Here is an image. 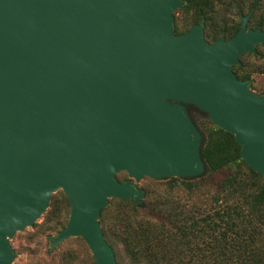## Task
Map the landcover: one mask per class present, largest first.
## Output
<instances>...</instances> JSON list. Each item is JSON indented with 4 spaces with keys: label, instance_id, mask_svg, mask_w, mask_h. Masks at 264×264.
<instances>
[{
    "label": "water",
    "instance_id": "95a60500",
    "mask_svg": "<svg viewBox=\"0 0 264 264\" xmlns=\"http://www.w3.org/2000/svg\"><path fill=\"white\" fill-rule=\"evenodd\" d=\"M182 0H0V264L62 190L71 237L94 264H117L100 224L110 199L141 206L130 178L192 179L208 166L194 106L235 136L264 177V95L234 67L264 44L262 28L213 43L205 23L175 32Z\"/></svg>",
    "mask_w": 264,
    "mask_h": 264
},
{
    "label": "trees",
    "instance_id": "16d2710c",
    "mask_svg": "<svg viewBox=\"0 0 264 264\" xmlns=\"http://www.w3.org/2000/svg\"><path fill=\"white\" fill-rule=\"evenodd\" d=\"M201 1L186 0L184 8L189 11ZM238 10L245 13L242 6ZM257 27L264 30V23ZM208 30L205 28V33ZM239 30V25L232 33L223 28L231 36ZM260 47L253 56L262 57L264 44ZM244 70L243 62L234 68L239 79L249 81V73L241 74ZM203 157L208 166L205 176L194 182L173 178L168 185L174 189L178 182L184 190L194 192L205 184L207 176L229 169L231 173L217 184L213 206L210 204L204 216L198 218L197 212L171 205L159 196H151L145 210L131 199L118 200L124 211L115 216V227H119V239L129 252L130 264H264V177L242 159L235 136L216 125L208 130ZM252 255L259 260L253 262Z\"/></svg>",
    "mask_w": 264,
    "mask_h": 264
},
{
    "label": "rangeland",
    "instance_id": "374dc122",
    "mask_svg": "<svg viewBox=\"0 0 264 264\" xmlns=\"http://www.w3.org/2000/svg\"><path fill=\"white\" fill-rule=\"evenodd\" d=\"M182 2V6L174 15L175 32L178 30L176 34L186 33L193 25L204 22L205 28L209 29V33H205V37L211 43L218 40L221 36H224L227 40L232 38L233 36L230 35L233 32L232 29L238 25L241 26V15H251L248 28L258 29L257 25L261 22L264 23V0H203L198 7H192L189 11L184 8L186 0H182ZM238 6L245 8L244 14L239 12ZM201 8L204 10L203 12L199 11ZM223 28H228L231 32L224 33ZM215 34L217 38L214 39ZM260 49L259 45L257 50ZM240 61L245 65V70L241 74L246 75L249 73L251 75L249 80L251 82V90L257 95H264V54L262 57H255L252 53H246L240 57ZM188 111L191 119L200 130L203 141H205L208 130L215 124L208 115L194 106H188ZM207 173L208 171L203 176ZM230 173L229 169H224L207 176L204 180L205 184L194 192L184 190L183 186H180L178 182L175 183L178 186L177 188L170 189L168 182L175 177L164 179L143 177L140 180H136L130 178L126 172L119 173L117 177L121 182L131 180L138 188L144 190L145 197L141 199L142 205L139 206L141 210L146 209L151 196H159L160 199L163 198L166 201H170L171 205L179 204L187 208L188 211L197 212L196 216L199 218L205 215V211H208L210 204L213 206L211 199L217 184ZM203 176L192 179L178 177V179L180 181L194 182ZM66 200L68 203H66ZM118 200L120 199L109 200L108 205L101 212L100 224L105 239L115 251L117 264H130L129 252L119 239V227H115V216L120 211H124L123 205ZM214 206L218 207L219 205ZM155 216L159 220H164L163 216ZM69 217L70 204L68 198L60 190L53 194L49 208L35 225L18 232L10 240L11 247L15 253L12 264H94L93 254L81 237H71L52 248V239L67 225ZM251 257L253 262L259 260L258 256L252 255Z\"/></svg>",
    "mask_w": 264,
    "mask_h": 264
},
{
    "label": "flooded vegetation",
    "instance_id": "af4514ba",
    "mask_svg": "<svg viewBox=\"0 0 264 264\" xmlns=\"http://www.w3.org/2000/svg\"><path fill=\"white\" fill-rule=\"evenodd\" d=\"M249 15V14H248ZM242 16H245V15H241V20H242ZM247 16V15H246ZM251 16V15H250ZM250 19V18H249ZM242 22V21H241ZM241 27V26H240Z\"/></svg>",
    "mask_w": 264,
    "mask_h": 264
}]
</instances>
